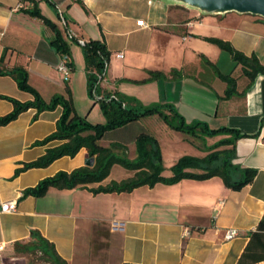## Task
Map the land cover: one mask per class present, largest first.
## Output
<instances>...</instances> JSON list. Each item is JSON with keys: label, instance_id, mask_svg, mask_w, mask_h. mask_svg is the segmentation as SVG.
Returning <instances> with one entry per match:
<instances>
[{"label": "crops", "instance_id": "obj_1", "mask_svg": "<svg viewBox=\"0 0 264 264\" xmlns=\"http://www.w3.org/2000/svg\"><path fill=\"white\" fill-rule=\"evenodd\" d=\"M50 1L38 0V6L61 31L70 57L54 49L53 31L41 19L23 11L31 7L28 1L0 0V56L5 52L6 67L24 66L29 83L44 100L55 94L65 96L68 87L76 112L81 115L76 99L86 100L88 91L80 41L100 39L109 58L96 89L99 96L133 97L143 106L168 103L186 122L205 121L212 129L229 127L245 133L248 136L235 142L232 163L255 168L257 173L239 190L226 187L219 176H212L183 178L173 184L158 182L119 193L93 194L83 187H50L41 197L21 198L25 188L57 171L69 172L87 160V151L81 148L73 157L62 156L46 167L29 168L14 176L23 163L62 142L33 145L55 130L61 107L43 111L36 119V110L30 108L0 126V200L17 201L16 212L0 214V264L18 258L14 243L28 241L31 230L53 243L67 264H236L248 242V233L264 216V74L250 82L240 64L203 37L226 40L245 55L255 54L264 65V19L234 11L203 13L160 0H81L84 7L77 0ZM117 52L123 56L116 57ZM61 61L72 63L68 80L57 69ZM215 69L235 78V93L229 98H222L227 85ZM172 70L179 76L172 77ZM150 72H160L166 78L149 79ZM0 95L21 102L32 99L8 75H0ZM96 103L92 101L91 106ZM12 107L9 100L0 98V116ZM156 116L110 130L102 139L112 133L109 144L118 142L128 148L142 131L155 136L148 126H161L163 121ZM98 121H105V117L99 114ZM158 143L165 176L183 155L202 158L226 147L213 149L214 143H189L188 148H181L175 143L165 151ZM116 166L100 184L134 174L133 170L121 171ZM114 169L119 178L112 176ZM229 227L236 228L238 234L225 240L224 229ZM254 264H264V260Z\"/></svg>", "mask_w": 264, "mask_h": 264}, {"label": "trees", "instance_id": "obj_2", "mask_svg": "<svg viewBox=\"0 0 264 264\" xmlns=\"http://www.w3.org/2000/svg\"><path fill=\"white\" fill-rule=\"evenodd\" d=\"M31 7L23 8L28 15L41 19L53 31L51 45L60 54L70 57V48L63 38L57 25L44 16L38 6V0H24ZM83 7L81 0H77ZM48 2H51L48 0ZM204 40L216 45L220 50L227 52L235 64H240L242 74L250 82L258 74H264V65L261 64L255 54L245 55L235 49L230 42L217 37H203ZM82 52L85 61L86 81L88 94L92 96L91 89L98 80V74L102 72L105 61H108L109 52L100 39H92L84 42ZM5 52L0 56V75H8L13 78L19 89L32 95L30 101L21 102L8 96L0 95V98L9 100L13 107L10 112L0 116V126L15 120L20 113L30 108L36 110L33 119L43 111L54 110L61 107V113L56 120L55 130L43 139L36 140L33 145H45L52 140L62 141L59 145L46 148L45 152L33 161L23 163L14 171V176L29 168L46 167L54 160L62 157H73L81 149L87 151V159H93L92 165H82L71 171H57L54 175L41 179L36 185L25 188L21 198L26 196L41 197L48 188L71 189L74 187L87 188L93 194L130 192L142 185L152 187L161 182L173 184L183 178L207 179L219 176L223 184L233 190H239L250 183L256 176L255 168H241L232 163L235 155V142L241 137L248 136L236 129L219 127L212 129L205 121L194 120L186 122L183 116L168 103H157L148 106L141 105L135 98L124 95H106L101 99H93L98 103L105 117V123H90L85 117L76 112L71 92L66 88V95L55 94L48 101L44 100L39 92L29 83L28 71L22 65L6 67L4 65ZM204 62L209 61L203 57ZM72 69L71 61H67ZM215 68V67H214ZM218 77L225 81L227 87L222 98H229L235 93V78L230 74L223 75L216 69ZM172 77L179 76L178 71H171ZM166 78L160 72H150L149 79ZM98 84H96L97 89ZM97 94V92H96ZM156 114L170 128L199 135H227L212 145V148L226 146L223 149L210 151L204 157L183 155L169 168L170 175L165 176V167L157 139L148 132H141L135 137L136 156L128 158L126 145L113 142L109 146H103L99 141L104 135L113 129L122 127L128 123L139 120L142 117ZM264 130V118L261 123ZM258 134V133H257ZM254 134L253 136H257ZM264 139V134H263ZM114 164L126 169L133 170L134 174L119 181L111 180L109 183L100 184L110 173ZM187 169H198L199 172ZM238 176V177H236ZM99 183L96 187H87V184ZM248 242L239 256L236 264H254L264 260V216L258 221L254 230L248 233ZM15 252L19 255L25 253L39 252L50 264H67L55 250L53 243L43 237L39 231L31 230L30 239L26 242L16 241ZM122 264H135L123 262Z\"/></svg>", "mask_w": 264, "mask_h": 264}, {"label": "rangeland", "instance_id": "obj_3", "mask_svg": "<svg viewBox=\"0 0 264 264\" xmlns=\"http://www.w3.org/2000/svg\"><path fill=\"white\" fill-rule=\"evenodd\" d=\"M160 1H167V0H160ZM75 70V69H74ZM77 70V67H76ZM71 73L73 71H70ZM93 101V97L87 93V99H76V107L77 111L81 114V116L85 117L90 123L96 124V123H105V121L101 122L98 121V115H103L99 104H95L94 106H91ZM91 106V107H90ZM98 113V114H96ZM159 117L158 115L156 118ZM161 126H158L157 123H151L149 124V128L151 131L155 132V138L164 146V150H168L171 145H174L175 143H178L181 148H188L189 143H216L219 139L224 138L223 135H214V136H207V135H199V136H193L192 134L178 131L175 129L170 128L167 126L164 122H161ZM143 130V129H141ZM143 132V131H142ZM146 132V131H144ZM112 133L108 134L104 139L100 141L101 145L109 146V139L112 137ZM127 147V146H126ZM128 158H132L136 156V146H135V139L132 142L131 146H128L127 153ZM115 169H120L121 171H128L129 169H126L122 166H116ZM115 169L112 171V176L118 177L121 176L118 173H116ZM125 169V170H123ZM116 260L114 259V263ZM8 264H50L39 252H33V253H25L18 255L17 259H13L8 262Z\"/></svg>", "mask_w": 264, "mask_h": 264}, {"label": "water", "instance_id": "obj_4", "mask_svg": "<svg viewBox=\"0 0 264 264\" xmlns=\"http://www.w3.org/2000/svg\"><path fill=\"white\" fill-rule=\"evenodd\" d=\"M198 9L203 13L219 14L226 12L250 13L264 19V0H167ZM86 165H92L93 159H87Z\"/></svg>", "mask_w": 264, "mask_h": 264}, {"label": "built area", "instance_id": "obj_5", "mask_svg": "<svg viewBox=\"0 0 264 264\" xmlns=\"http://www.w3.org/2000/svg\"><path fill=\"white\" fill-rule=\"evenodd\" d=\"M141 25H144V23L141 22ZM68 35H69V37H71L70 34H68ZM80 43L82 45L84 44L83 41H80ZM122 56H123L122 52L116 53V57L121 58ZM107 63H108V61H105L102 72L100 74H98V80L96 81V84H99L100 81L103 79V77L105 75L106 68H107ZM57 69L61 73L64 80L69 79L70 67L68 66L66 61H61L60 63H58ZM96 84H95V86H96ZM95 86L92 87L91 94H92L93 99L99 100V99H101V96L96 94V87ZM16 211H17V201L15 199L0 200V214H2V213H14ZM185 233L189 234V230H185ZM237 234H238V231L234 227H229V228L224 229V239L225 240H231L234 237H236ZM2 247H3V244L0 245V248H2Z\"/></svg>", "mask_w": 264, "mask_h": 264}]
</instances>
